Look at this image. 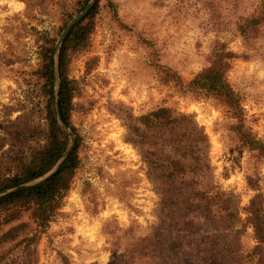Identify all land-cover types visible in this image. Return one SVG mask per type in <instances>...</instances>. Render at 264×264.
Listing matches in <instances>:
<instances>
[{
	"label": "rangeland",
	"instance_id": "1",
	"mask_svg": "<svg viewBox=\"0 0 264 264\" xmlns=\"http://www.w3.org/2000/svg\"><path fill=\"white\" fill-rule=\"evenodd\" d=\"M260 1L97 0L87 45L69 54L67 67L74 131L67 129L79 160L70 189L44 228L25 213L0 229L25 224L0 243V264H219L206 251L228 235L239 234L244 251L255 245L246 208L258 196L264 210V154L240 142L236 120L217 101L183 87L223 45L235 56L226 80L243 130L264 145V25L251 42L236 30ZM82 2L0 0V180L46 146L56 85L54 65L49 95L43 52ZM159 108L190 118L205 136L199 184L229 200L221 204L235 215L230 232L214 233L200 211L160 198L137 145L139 119Z\"/></svg>",
	"mask_w": 264,
	"mask_h": 264
},
{
	"label": "trees",
	"instance_id": "2",
	"mask_svg": "<svg viewBox=\"0 0 264 264\" xmlns=\"http://www.w3.org/2000/svg\"><path fill=\"white\" fill-rule=\"evenodd\" d=\"M89 0H83L79 10ZM96 4L76 23L60 46L57 59L59 90L56 111L63 124L74 131L70 124L71 83L67 77L69 54L81 51L88 42L93 29ZM264 25V0L254 12L241 17L236 30L245 42L256 38ZM54 46L46 47L43 52L42 75L52 94L54 79ZM235 56L224 46L215 47L209 65L195 75L184 87L188 93L210 97L226 109L236 120L235 131L240 142L252 151L264 154V145L243 130L244 118L237 95L226 80L230 60ZM50 101V100H49ZM46 146L32 153L30 160L21 166L11 177L0 180V191L7 190L37 180L49 173L57 164L69 144L68 137L59 128L53 111L47 107ZM144 131L139 135L137 145L142 151L145 163L149 166L157 184L159 196L163 201L180 204L188 212L197 210L208 224H214L213 232H230L235 215L223 202L229 200L219 189L202 188L199 184L201 171L207 165L202 162L200 146L205 136L188 117L174 116L167 108L156 109L139 119ZM75 140L70 152L63 159L58 170L49 178L33 186L0 196V229L16 223L23 214H29L32 221L44 228L61 206L62 199L70 189V184L79 160ZM222 203V204H221ZM224 211V215L220 212ZM246 224L252 228L255 245L248 251L240 249L239 234L228 235L220 242L218 249H209L212 260L219 264H264V210L263 202L255 196L246 208ZM25 224L19 223L7 229L0 236V243L15 240L24 230ZM216 230V231H215ZM211 234V233H210Z\"/></svg>",
	"mask_w": 264,
	"mask_h": 264
},
{
	"label": "water",
	"instance_id": "3",
	"mask_svg": "<svg viewBox=\"0 0 264 264\" xmlns=\"http://www.w3.org/2000/svg\"><path fill=\"white\" fill-rule=\"evenodd\" d=\"M95 1L96 0H89L87 2V4L83 7V9L80 11V13H78L75 17H73L68 22V24L62 30V32H61V34H60V36H59V38L57 40V43L55 45V48H54L55 50H54V56H53V58H54V65H55V85H56V91H55V94L52 97V111H53L54 117L56 118V121H57V124H58L59 128L68 137L69 144H68L67 148L65 149L64 153L62 154L61 158L57 162V164L54 166V168L49 173H47L46 175H44L43 177H41V178H39L37 180H34V181H31V182H28V183L21 184L19 186H16L14 188H11V189H7V190L0 191V196L9 194L11 192H14V191H17V190H20V189H23V188H27V187L33 186V185L38 184V183L42 182L43 180L49 178L50 176H52L58 170V168L60 167L63 159L70 152V150H71V148H72V146L74 144L73 135L67 129V127L63 124V122L60 120L59 116L57 115V111H56V99H57V94H58V90H59V77H58V71H57V67H58V64H57L58 52H59L60 46L62 45L65 37L67 36V34L71 30V28L76 23H78L88 13V11L90 10V8L94 5Z\"/></svg>",
	"mask_w": 264,
	"mask_h": 264
}]
</instances>
